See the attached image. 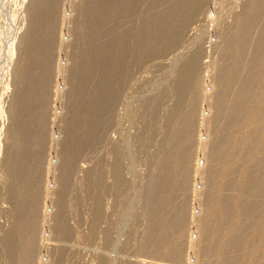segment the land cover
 Listing matches in <instances>:
<instances>
[{
    "label": "rangeland",
    "instance_id": "rangeland-1",
    "mask_svg": "<svg viewBox=\"0 0 264 264\" xmlns=\"http://www.w3.org/2000/svg\"><path fill=\"white\" fill-rule=\"evenodd\" d=\"M122 1L125 0H116L114 6L109 3L113 16L127 11V7H122ZM127 1L131 2L129 18L115 22V17H112L102 24L101 34H90L95 22L84 20L83 15L84 7L97 8L96 0H55L53 15L51 18L47 16L46 25L52 30L53 41L49 46L51 62L45 139L40 151L42 168L38 183L41 191L37 197L39 219L36 223L38 251L35 264H216L226 250L230 228L236 218L235 211L230 214V222L219 223L215 220L213 227L209 228L212 236L203 243V248H206L203 256L196 254L189 246L195 242L201 245L198 219L204 216L206 206L213 197L219 196L218 174L226 167L223 161L228 163L231 156L237 153L227 140L234 139L237 130L223 135L227 144L214 156L212 166L218 165L220 168L212 182L209 183L202 174L197 175L195 169L197 165L208 167L207 163L211 162L199 146V140L206 142L210 139L208 130L201 126L202 122L215 115L210 99H206L204 94H215L214 73L217 63L224 60L225 44L234 37L240 20L250 14L256 0H203L193 17L184 23L180 36L172 46L169 45L163 52H149L144 59L137 60L135 57L126 77L118 79L119 96L116 95L104 129L97 132L94 128L85 127V130L78 121L79 128L72 133L69 131L73 125L70 111L74 106L93 102L94 91L105 80L101 61L110 57L112 34L124 41V37L128 40L131 36L139 37V32L146 33L148 37V29L153 28L151 22L157 21L160 27L166 17L175 14V9L179 8L175 0ZM40 2L43 0H0V264L16 262H12L6 248L7 236L18 223L12 200V170L7 167V161L15 148V134L21 127L15 110L17 98L20 99L19 68L24 56L22 43L29 36L26 28L31 18L29 16H32V11L33 15L34 12L38 14V10L34 11L33 8L39 7ZM158 26L152 29L153 35L159 33ZM41 34L36 36L40 38ZM102 40L107 46L97 47V55L89 57L90 46L96 43L97 46ZM131 44L133 47L136 43L132 41ZM149 48L147 41L138 51L142 55L148 54ZM82 56L86 60L89 58L82 60L85 62L82 67L89 69L88 66H91L92 76L85 82L88 91L76 96L73 83L82 72L79 61ZM227 56L230 57L231 53ZM191 64L194 69L189 78L186 70L187 65L189 67ZM191 100H194L197 111L196 141L190 151V183L185 192L179 195V191L175 198V205L180 202L186 205L187 220L181 230L184 237L183 259L174 262L164 251L156 255L142 251L149 221L147 196L154 180L152 175L158 165L157 159H160L159 154L167 145L166 130L170 127L171 117L180 104L185 107ZM25 122H28V126L22 127V133L29 129L32 121ZM87 130L89 133H86ZM72 134L79 140L85 138L86 145L76 150L72 167L64 171L69 176V186L65 194H61L59 180L63 172L62 159ZM17 141L18 138L16 145ZM33 160L34 163L37 161L36 155ZM49 163L51 171L47 172ZM118 177L121 179L120 185ZM99 179L102 180L103 191L97 190L96 182ZM234 182L235 191L228 192V197L231 196L235 203L238 196L237 174ZM96 190L103 193H97L98 197ZM97 205L101 211L99 217ZM252 226L247 231L248 238L255 231L262 236L260 239L252 236L253 241L248 243L247 251L241 249L235 254V264H264V213L260 221L252 222Z\"/></svg>",
    "mask_w": 264,
    "mask_h": 264
},
{
    "label": "bare ground",
    "instance_id": "bare-ground-1",
    "mask_svg": "<svg viewBox=\"0 0 264 264\" xmlns=\"http://www.w3.org/2000/svg\"><path fill=\"white\" fill-rule=\"evenodd\" d=\"M96 1L98 2L96 9L94 7L83 8L84 20L95 22L90 28V34H101L103 32L102 24L115 17L108 5L110 3L114 6L116 0ZM54 2L55 0H43V2H40L39 7L33 8L34 11L35 9L38 10V14L35 15L34 12L33 15L32 11V16H29L31 18L26 26L29 36L22 43L24 44V56L23 63H20L19 68L20 92L18 96H20V99L17 98V109L15 110V112L17 111L18 124L20 123L21 127L15 134V148L9 161H7V167L12 170V181H10L13 186H10L12 187V200L18 223L13 232L7 236L6 242L8 243L5 247L8 248L7 252H9L10 259H13L12 262L16 261L15 264H35V254L38 251L36 223L39 219L37 197L41 191L38 183L42 168L40 151L45 139L44 122L47 116V90L51 62L49 46L53 41L52 30L46 25L48 23L46 19H48V15L50 18L53 15ZM174 2L179 7L174 8L176 10L175 14H169L160 27L157 21L151 22L153 28L158 26L160 29L157 35L152 34V27L148 29V37L146 33L139 32L140 36L137 38L131 36L128 37L130 38L128 40L124 37L126 41L121 40L116 34H112L110 42L113 48L110 51V57L101 61L102 75L106 76L105 80L103 83L101 82L96 92L94 91L95 99L93 102H85L79 107L74 106L72 108L70 113L73 125L69 127V131L74 133L79 128L78 121L83 124V129L89 127L96 129L97 132L102 131L106 120H108L107 118L112 113V105H114L119 89L118 79L126 77L135 57L137 60L144 59L143 57L149 55V52H163L167 47L169 48V45L177 41L176 38L180 36L184 23L193 17L203 0H175ZM130 5V1H122V7H127V11L117 14V17L114 18L115 22H118V20L123 22L129 18L130 10L128 9ZM236 30L231 41L225 44L223 62L216 65V72L214 73L216 92L210 96L204 94L205 98L210 99L211 106L215 109V115L211 118L207 117L201 124L208 130L210 139L206 142L198 139L200 143L198 144L201 147V152L211 162L207 163L209 164L208 167L197 165L195 169L197 175L198 173L202 174L201 176L207 178L210 183L220 168L218 165L212 166L215 154L223 150L227 141L231 144L232 149L237 152L236 155L231 156L228 163L223 161L226 167L223 168V172L220 171L221 173L218 174L220 182L219 196L218 198L213 197L212 201L209 200L211 202L206 206V213L198 219V225L201 226V229H199V232L201 230V245H199V242L189 243V247L196 254L203 256L204 249H206L203 248V243L212 236L209 228L213 227L215 220L219 223L220 221L222 223L230 222V214L235 211L236 218L233 221L232 228H230L226 250L221 253V257L216 264H235V254L241 249L247 251L248 243L253 241L252 236L260 239L261 233L257 234L255 231L248 238L247 231L253 227L252 222L257 223L261 220L264 213V0L255 1L250 9V14L240 20ZM39 33H42L40 38L38 35L36 36ZM103 37L106 40L104 35ZM105 40L100 41L97 46V43L92 44L88 56H96L97 47L104 48L106 45L104 44L106 43ZM132 41L136 43L133 47ZM147 41L150 45L148 54L142 55L138 51L139 47L145 45ZM115 45L116 49H114ZM229 53H231L230 57L227 56ZM85 58L82 56L79 60L80 71L82 70V72L76 82L73 83L76 96L86 92L88 88L86 89L85 82L92 76L91 66H88L89 69H87V66L82 67L84 61L89 60V58L87 60ZM187 68V76H192L194 69L192 64L189 67L187 65ZM30 108H34L32 112L29 111ZM174 112L170 127L166 130L167 140L165 144L167 145L159 154L161 156L160 161L157 159L158 165L155 174L152 175L154 180L147 196L149 221L142 251L155 255L164 251L170 260L180 262L183 259L184 246V237L181 230L186 223L187 213L184 203L180 202L175 205V198L179 191V195L181 192H185L189 182L190 151L196 141L195 129L197 128V111L194 100L188 102L185 107L180 104ZM27 120L32 121L31 126L29 129H25V133H22V127L28 126V122H25ZM88 130L86 133H89ZM233 130H237L234 139L230 141L229 139L227 141L223 139V135L230 134ZM70 136L68 149L64 150L62 159L63 172L59 180V193L61 194L63 192L65 194V190L69 186V176L67 177L64 171L72 167L77 156L76 150L84 144L86 145L85 138L79 140L74 138L75 135L73 134ZM100 137L99 135L98 138L101 140ZM16 138H18L17 145ZM34 155L37 156L35 163V159L33 160ZM47 168V172H50V163ZM236 174L238 176V184H236L238 196H236L234 203L233 198L228 197V192L235 191L234 178ZM117 180L120 185L121 179L118 177ZM96 184L98 186L97 190L103 191L102 180L99 179ZM97 190L96 194L103 193ZM46 191L48 193L47 188ZM96 211L99 217L100 207Z\"/></svg>",
    "mask_w": 264,
    "mask_h": 264
}]
</instances>
